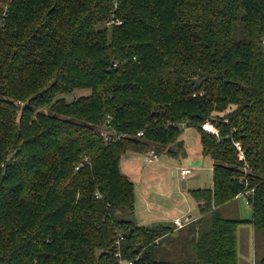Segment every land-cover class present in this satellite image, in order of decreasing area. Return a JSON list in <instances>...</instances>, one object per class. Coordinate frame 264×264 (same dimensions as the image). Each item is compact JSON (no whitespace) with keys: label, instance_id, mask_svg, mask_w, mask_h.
<instances>
[{"label":"trees","instance_id":"trees-1","mask_svg":"<svg viewBox=\"0 0 264 264\" xmlns=\"http://www.w3.org/2000/svg\"><path fill=\"white\" fill-rule=\"evenodd\" d=\"M5 5L0 264H236L224 206L246 189L264 235V0H0V17ZM186 127L212 185L188 189L199 217L164 239L173 225L136 222L120 163L183 153Z\"/></svg>","mask_w":264,"mask_h":264},{"label":"rangeland","instance_id":"rangeland-1","mask_svg":"<svg viewBox=\"0 0 264 264\" xmlns=\"http://www.w3.org/2000/svg\"><path fill=\"white\" fill-rule=\"evenodd\" d=\"M180 137L183 140L184 156L181 155L180 148L171 147V150H176V154L172 157L163 151L162 154L156 153L159 155L149 160L144 153H138L139 155H135L126 161L122 160L123 173L134 185L135 219L138 224H150L157 216L164 221H172L180 207H185L183 213L185 215L194 213V202L188 193V188L208 186L210 183L212 163L208 155L201 153L197 131L193 127H186ZM196 160L200 161L199 166L189 164ZM182 168H190L187 177L182 178L180 176L179 171ZM232 206L234 208L231 210L224 209V216L240 221L236 231L238 254L236 264H245L248 245L252 249V244L253 253L256 255L255 258L257 257L256 261H260L261 257L264 256V235L252 229L249 222L251 207L246 204L242 195H239ZM184 218L183 216L177 217L181 220ZM166 238L168 237L166 236L164 239ZM161 248H168V246L163 242ZM157 258L168 261V264H178L176 262L177 255L163 254ZM119 264L128 263L124 260Z\"/></svg>","mask_w":264,"mask_h":264},{"label":"crops","instance_id":"crops-1","mask_svg":"<svg viewBox=\"0 0 264 264\" xmlns=\"http://www.w3.org/2000/svg\"><path fill=\"white\" fill-rule=\"evenodd\" d=\"M199 139V138H198ZM180 140L182 141V145H183V140L181 139L180 137ZM183 153H181L182 156H184L185 154V150H184V145H183V149H182ZM137 156L139 155L138 153H133V152H129L127 154H125L123 157H122V160L124 159V161L130 159L131 157H134V156ZM171 156V155H169ZM172 157V156H171ZM175 157H178V156H175ZM211 159V158H210ZM122 160H121V163H122ZM121 163H120V167H121ZM211 163H212V159H211ZM191 166H199L200 165V161L199 160H196V161H192L191 163H189ZM121 170H122V167H121ZM123 171V170H122ZM126 171V170H125ZM188 175H186L187 177ZM212 185V164H211V179H210V183L208 186H203V187H210ZM199 187H202V186H198V187H194V188H199ZM185 188V187H183ZM190 189V188H188ZM239 196L235 197L233 200H231L230 202H228L225 206H224V209H228V210H231L232 208H234L232 206V203L238 199ZM193 200V199H192ZM193 204H194V213H188V214H183L185 212V207H180L177 209L176 213H175V216L172 218V219H177V217H185L183 220L179 219L180 221H185V219H187V223H185V225H187L189 222L195 220L196 218L199 217V211H198V208H197V203L193 200ZM134 216H135V213H134ZM136 220V219H135ZM250 220V219H249ZM173 221V220H172ZM171 220H168V221H164L163 219H160L158 216L155 217V220L153 222H151L150 224H146V225H152V224H163L165 223V225H173V222ZM251 224V223H250ZM142 225V224H140ZM184 225V226H185ZM174 226V225H173ZM183 226V227H184ZM252 226V225H251ZM182 228V227H181ZM180 228H176V227H173V230L168 234L166 235L167 237L171 236V237H176V232L179 230ZM253 229V227H252ZM247 257H246V260L244 261L245 264H253V260L256 262L255 260V254L253 253V244H252V249H250V246L248 245V251H247ZM237 259H238V254H237ZM237 259H236V263H237Z\"/></svg>","mask_w":264,"mask_h":264},{"label":"built area","instance_id":"built-area-1","mask_svg":"<svg viewBox=\"0 0 264 264\" xmlns=\"http://www.w3.org/2000/svg\"><path fill=\"white\" fill-rule=\"evenodd\" d=\"M5 1H10V0H5ZM114 7H115V5H114ZM6 9H7V6L5 5L4 6V9L2 11V17H0V21L3 20V16L6 14ZM120 23H121L120 20H118L115 17H111L107 21L106 24L110 26V25H113V24H120ZM201 127H202V129H204V130H206V131H208L210 133H213V134L217 135V130L213 126V124L210 122L209 119L205 120L201 124ZM137 135L138 136L142 135V131L138 132ZM113 138L114 139H117L118 137L117 136H114ZM109 139H111V138L108 137V136H107V138L105 137V140L108 141ZM233 145L237 149V157H238V159L239 160H244V152H243V149H242L241 144L239 142H233ZM145 156H146L147 160H149L151 158L157 157L156 155H154L152 153H146ZM179 173H180V176L182 178H184L186 175H188L190 173V168H182V169H180ZM252 193H253V189H246L245 191L239 193L237 196H239V195L244 196V198L246 200V204L249 205L250 204L249 197H251ZM172 222H173L174 227L181 228V227H183L185 225V223H187V219H185L184 222L183 221H180L179 219H174ZM119 239H122V237H120ZM119 239L116 241V244L119 243ZM115 256L118 258V262L115 263V264H119L121 261H124L123 259H120L119 252H116ZM125 261H127L128 264H134V262L132 260H125Z\"/></svg>","mask_w":264,"mask_h":264}]
</instances>
